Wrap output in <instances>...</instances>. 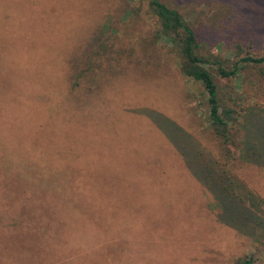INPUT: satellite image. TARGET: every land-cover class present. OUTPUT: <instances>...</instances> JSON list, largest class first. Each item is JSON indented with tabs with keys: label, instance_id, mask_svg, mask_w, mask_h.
<instances>
[{
	"label": "rangeland",
	"instance_id": "obj_1",
	"mask_svg": "<svg viewBox=\"0 0 264 264\" xmlns=\"http://www.w3.org/2000/svg\"><path fill=\"white\" fill-rule=\"evenodd\" d=\"M161 1L194 29L199 56L229 68L264 56V0ZM150 2L0 0V264H264V164L250 157L233 170L261 202L259 228L221 221L180 154L192 171L218 157L207 98L181 75L176 39L161 34ZM93 32L115 51L101 61L109 77L95 75V58L87 71V54L70 93V52ZM209 70L219 97L246 108L241 144L264 143L260 69L229 79ZM89 81L103 85L95 96Z\"/></svg>",
	"mask_w": 264,
	"mask_h": 264
},
{
	"label": "trees",
	"instance_id": "obj_2",
	"mask_svg": "<svg viewBox=\"0 0 264 264\" xmlns=\"http://www.w3.org/2000/svg\"><path fill=\"white\" fill-rule=\"evenodd\" d=\"M150 5L152 7V13L157 17L161 34L168 38L174 36L176 39V41L173 39V42H175L179 48L181 75L199 82L203 86L207 98L206 104L208 107L210 139L217 148L218 157L214 161L209 159L205 160L202 159L201 154H199L200 159L198 158V160H200V162L201 160H205L201 162L199 171H192L189 162L186 161L184 152L180 153L181 157L192 176L200 182H205L208 186L209 193L215 197V202L219 205V219L221 221L226 219L229 223L236 225L238 224L236 221L237 216H240L243 219L240 226L244 228L250 227L251 230H256L261 223L259 219V205H261V202L256 200L257 197L253 196V192L244 185L243 179H241V181L239 180L238 175H236L233 170L235 168L241 169V164L244 165L249 163L248 159H250V157H253L257 163L262 162V166L264 164V143L257 145L255 139H253L251 142L244 140L243 145L241 144L239 139L243 135V127L240 117L246 108L241 106L231 93L223 95L222 98L219 97L218 85L214 75L211 74L209 70V66H216L219 77L224 79L236 78L241 70H245L248 67L259 68L260 75L264 77V56L254 57L246 55L240 58L239 61L233 63L231 68L226 67L221 61H211V59L201 57L197 54L198 43L194 29L186 23L181 13L169 7L161 0H151ZM106 29H109V27L103 25V30L105 31ZM88 39L89 43L87 42V47H85V49L78 52L73 48L70 52L71 68L65 73L70 84V93L77 91L79 79L83 77L84 73H87L86 71H78L82 57H85L87 54H89L86 57V61L89 62L87 64V71L93 68V65H91V58H95V60L98 61L97 65L94 67V69H98L95 75L97 77H109V65L108 67H103L101 61L105 58L106 62H109V51L114 53L115 51L109 47L107 43L108 39L102 40V36L98 35V33L95 34L93 32L91 36L89 35ZM129 52H132V49H130ZM80 53H84L83 56L79 57ZM124 53V51H121V54ZM92 84L93 81H89L85 84V86H87L85 95L89 96L93 94L95 96V93H99L102 90L103 85H101V83L99 85ZM31 87L32 85L27 88L32 91ZM23 89L25 90L24 87ZM28 96L31 100V92ZM30 100H28V102H30ZM76 100L78 101L79 98H76ZM24 101L25 100L22 102ZM43 106L44 105H39L35 109H39L41 113H47L48 115H52V112L55 114L54 107H52V111L51 107L48 108L47 106ZM38 115L39 117L35 113H31V116L36 119L40 118L41 114L39 113ZM40 119L43 121L45 120L43 118ZM17 120V124L20 123L17 127V130H19L21 121L24 120V118L20 117ZM26 124L28 125L29 123L25 122V124L22 125L24 129ZM41 128L42 123L37 125V129ZM18 134L19 133H17V136ZM243 137H246L245 133ZM18 143L17 141L14 145H18ZM21 153L22 152L19 150L17 154L24 157ZM38 153H40L42 157V152L39 151ZM34 155L35 154L29 157L26 156V159L32 162L33 156L34 160H41L40 156L37 158ZM50 157L51 155L49 154V158ZM171 164H174V162ZM240 165L241 167H239ZM238 189H241V191ZM236 264H253V259L251 257L243 258Z\"/></svg>",
	"mask_w": 264,
	"mask_h": 264
}]
</instances>
